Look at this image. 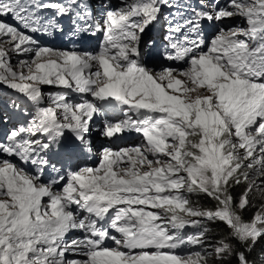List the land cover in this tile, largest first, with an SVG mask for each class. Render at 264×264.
I'll list each match as a JSON object with an SVG mask.
<instances>
[{"label": "snow or ice", "instance_id": "snow-or-ice-1", "mask_svg": "<svg viewBox=\"0 0 264 264\" xmlns=\"http://www.w3.org/2000/svg\"><path fill=\"white\" fill-rule=\"evenodd\" d=\"M0 88V264H264V0H0Z\"/></svg>", "mask_w": 264, "mask_h": 264}, {"label": "trees", "instance_id": "trees-1", "mask_svg": "<svg viewBox=\"0 0 264 264\" xmlns=\"http://www.w3.org/2000/svg\"><path fill=\"white\" fill-rule=\"evenodd\" d=\"M240 189H236V194H239ZM189 198L193 201V203H198L201 207H211L214 202L210 201L207 197L202 195L190 194ZM200 229L197 227H188L185 229V232L188 233L189 236L196 234ZM218 234V230H217ZM194 248H189L187 251H194Z\"/></svg>", "mask_w": 264, "mask_h": 264}, {"label": "rangeland", "instance_id": "rangeland-1", "mask_svg": "<svg viewBox=\"0 0 264 264\" xmlns=\"http://www.w3.org/2000/svg\"><path fill=\"white\" fill-rule=\"evenodd\" d=\"M112 2H113V4H119L120 3V0H112ZM165 11L167 12V11H169L168 9H165ZM228 23H234L233 21H230V22H228ZM145 37V36H144ZM146 37H147V34H146ZM16 58H14V60H15ZM49 88L46 86L45 87V91H47ZM0 95H2L3 96V98H4V100L6 101L7 100V98L10 96V95H12L7 89H3V88H0ZM131 145L130 144H125V141H123L122 143H118L117 145H115V146H113V147H130ZM190 195V194H189ZM194 204H196V205H198V206H200L201 207V205L200 204H198V203H194ZM186 233V232H185ZM187 235H188V233H186ZM195 251V250H194ZM184 254H187L186 252L184 253Z\"/></svg>", "mask_w": 264, "mask_h": 264}]
</instances>
